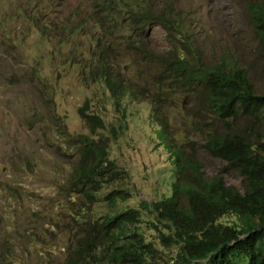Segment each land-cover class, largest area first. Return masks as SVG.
Returning <instances> with one entry per match:
<instances>
[{
	"label": "rangeland",
	"instance_id": "1",
	"mask_svg": "<svg viewBox=\"0 0 264 264\" xmlns=\"http://www.w3.org/2000/svg\"><path fill=\"white\" fill-rule=\"evenodd\" d=\"M98 1L0 0V237L9 241L11 257L19 264H60L83 242V221L95 223L105 215L138 208L140 200L168 196L174 170L157 136L158 123L174 138L175 148L195 147L203 177L220 176L235 190L244 188L238 171L201 147L199 131L218 132L219 122L192 95L156 93L150 84L156 65L143 61L129 46L131 39L123 40V14L105 15L107 7L104 11ZM149 1L157 10L165 5L173 9L202 61L214 64L227 58L229 65L245 69L255 93H264V48L254 36L248 6L259 0ZM140 39L153 59L166 57L172 46H185L184 39L172 40L158 25L145 26ZM101 45L114 49L113 70L137 91L126 93L119 104L91 74ZM79 108L103 120L105 127L95 135H108L111 127L119 131L108 152L124 171L118 186L129 197L113 206L101 198L86 202L80 193L66 190L77 160L66 139L89 134ZM231 125L251 138L264 137V113L237 115ZM195 126L201 129L195 131ZM150 220L141 212L138 231L156 248L155 264H171L174 249L160 245L161 228L152 227ZM233 220V215L219 219Z\"/></svg>",
	"mask_w": 264,
	"mask_h": 264
},
{
	"label": "trees",
	"instance_id": "2",
	"mask_svg": "<svg viewBox=\"0 0 264 264\" xmlns=\"http://www.w3.org/2000/svg\"><path fill=\"white\" fill-rule=\"evenodd\" d=\"M97 5L104 11L107 7L105 15L123 14V40L131 39L129 46L142 55L143 61L157 67V73L150 78L156 93L192 95L219 122L222 130L218 132L208 128L203 131L197 126L194 129L200 130L203 151L238 171L244 188L239 192L220 176L203 177L195 147L175 148L174 138L168 137L158 123L157 136L163 141L174 170L168 196L149 202L140 200L138 208L105 215L95 223L83 221L81 226L87 225L83 242L69 250L60 264H155L156 248L145 241L137 228L141 212L151 216L152 227L160 226V245L168 251L174 249L171 264H264V137L251 138L249 133L231 125L237 115L250 118L264 113V93H255L245 69L229 65L227 58L221 57L214 64L202 61L181 30L183 21L170 7L165 5L157 10L149 0H101ZM248 6L254 36L264 48V0ZM147 25H158L172 40L184 39L187 44L172 46L166 57L153 59L140 39V32ZM97 50L91 74L111 93L113 102L119 104L126 93L136 95V89L112 68L114 49L101 45ZM78 115L89 134L66 139L65 143L77 152L66 190L80 193L86 202L101 198L113 206L116 200L129 197L128 190L118 186L125 178L124 171L108 152L119 131L111 127L108 135H95L96 130L105 127L103 120L82 108ZM106 187L110 189L100 196ZM225 215H233L235 220L221 223L219 219ZM12 252L9 241L0 237V264H19L16 257H11Z\"/></svg>",
	"mask_w": 264,
	"mask_h": 264
}]
</instances>
